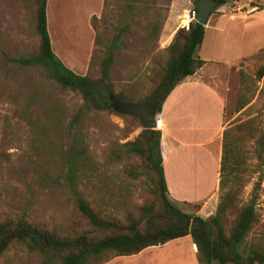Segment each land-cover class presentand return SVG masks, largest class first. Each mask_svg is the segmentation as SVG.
Here are the masks:
<instances>
[{
  "label": "rangeland",
  "instance_id": "1",
  "mask_svg": "<svg viewBox=\"0 0 264 264\" xmlns=\"http://www.w3.org/2000/svg\"><path fill=\"white\" fill-rule=\"evenodd\" d=\"M249 1L229 0L221 11L218 6L210 15L220 12L230 18L237 15L234 24L239 29L244 23H261L264 15L240 20L242 14L257 10ZM129 2L48 0L47 24L55 54L76 73L88 75L94 81L100 77L99 66L113 37L125 26L117 38L119 46L114 50L110 81L113 92L141 102L150 93L154 71L168 57L167 47L175 33L194 22L192 19L186 23L185 17L195 4L190 0H139L126 6ZM257 3L262 4V0ZM152 24L159 27L156 35L151 30ZM260 27L257 25L241 34L246 53L250 49L254 51L253 45L264 39V34L257 31ZM229 34L220 49L208 33L202 48L204 54L234 57L238 41L233 39L238 37L231 31ZM37 47L33 0H0V220L22 217L59 232L81 230L85 221L75 209L60 154L71 141L69 121L81 106L82 98L62 88L41 66L17 60L31 55ZM259 49L253 56L248 55L230 66L211 65L208 69L211 72L205 77L224 95L225 129L241 154L237 179L226 181L224 187L235 191L233 203L223 214L225 228L231 227L241 206L253 199L256 221L246 241L264 243V90L260 93L263 82L255 80L246 89L240 77V71L253 77L264 66V50ZM242 88L248 102L238 110L237 98ZM26 102H29L26 116L37 118L40 123L49 121L45 132L20 115ZM53 104L57 105L58 115L51 120L48 112ZM78 127L84 134L91 159L82 171L78 190L94 210L123 219L134 210V205L145 202L159 205L156 176L138 156L109 159L113 149L139 135L142 131L139 122L116 112L99 111L84 115ZM220 192L219 187L211 212H206V207L199 211V204L176 205L187 213L208 217L215 213ZM194 247L188 235L148 247L143 253L102 257L87 264H202ZM0 264H43V257L13 243L0 255ZM52 264L59 262L54 260Z\"/></svg>",
  "mask_w": 264,
  "mask_h": 264
},
{
  "label": "trees",
  "instance_id": "2",
  "mask_svg": "<svg viewBox=\"0 0 264 264\" xmlns=\"http://www.w3.org/2000/svg\"><path fill=\"white\" fill-rule=\"evenodd\" d=\"M106 0H104L105 2ZM139 0H130L128 5ZM146 1V0H142ZM218 5H224L229 0H216ZM127 2V0H125ZM251 6L262 9L257 0L249 2ZM47 0H33L35 30L38 47L28 56L17 60L26 65L37 64L44 73L54 79L62 88L80 94L81 106L69 121L72 130L69 145L61 152L60 159L66 166L65 178L70 194L75 203V209L85 221L81 230L59 232L39 224L27 221L22 217L0 220V255L13 243L24 245L27 250L42 255L43 264H87L92 259L105 257L129 256L142 250L165 244L168 241L190 236L196 247L197 259L202 264H264V243L259 240L247 242L246 238L256 221L255 203L250 199L241 206L233 224L225 228L223 214L233 203L235 191L226 190V181L237 179L240 172L241 154L239 147L230 141L228 130L224 129L222 137V154L220 160V199L215 213L208 217L200 214H190L179 208L168 196L163 176L160 154V131L158 129H142L132 141H126L113 149L109 154L110 161L118 160L123 155L135 154L154 172L159 193V205L145 202L134 205V210L121 219L109 215H101L94 210L78 190V181L82 171L90 163L86 140L78 127L80 119L91 112H116L109 99L110 94L123 100H131L122 93L113 92L110 81V68L114 64V50L119 46L117 38L125 31L121 26L118 34L113 37L102 58L99 70L100 77L94 81L88 75L76 73L67 66L53 51L47 29ZM195 9V6H194ZM158 28L152 24L151 30L156 35ZM204 38V26L191 22L187 29L181 28L167 47L168 57L154 71L151 79V90L146 99L164 90L166 95L185 77L192 75L204 61L196 56ZM242 86L248 88L255 80H262L264 90V66H260L253 77L240 71ZM237 109H241L248 101L243 88L239 90ZM145 99V100H146ZM144 101V100H143ZM163 101V100H162ZM161 106V104H160ZM159 106V110H160ZM20 110V115L36 124L41 132L49 126L40 123L37 118L26 116L29 112V102ZM117 113V112H116ZM53 120L58 115L57 105L53 104L48 112ZM119 114V113H118ZM126 118L137 117L120 114ZM132 173V170L129 171ZM104 258V259H105Z\"/></svg>",
  "mask_w": 264,
  "mask_h": 264
},
{
  "label": "crops",
  "instance_id": "3",
  "mask_svg": "<svg viewBox=\"0 0 264 264\" xmlns=\"http://www.w3.org/2000/svg\"><path fill=\"white\" fill-rule=\"evenodd\" d=\"M261 5L262 9L242 14L240 20L250 15H264V0ZM223 7L225 5L220 6L218 11ZM236 16L230 18L228 14L221 12L209 16L204 25L203 41L196 51V56L202 59L204 64L166 95L157 114L161 164L168 196L175 203L199 204V211H204L206 207V212H211L216 204L220 182L222 137L225 129L224 95L207 81L205 76L211 72L208 70L211 65L230 66L242 58L249 57L248 55L257 52L259 48V51L264 50V39H261L259 43L253 45L254 51L250 49L246 53L244 38L241 37L242 33L246 34L248 29L257 25H261L257 31L264 34V20L258 24L252 21V25L244 23L239 29L238 25L234 24ZM228 26H231L229 31L238 37V40L233 39L238 41L235 46L237 52L232 54L234 57L225 59L223 54L220 57L205 55L202 48L206 45L208 33H211L214 45L222 49L225 43L223 39L230 35L229 31L227 32ZM256 48L258 49L255 50Z\"/></svg>",
  "mask_w": 264,
  "mask_h": 264
},
{
  "label": "water",
  "instance_id": "4",
  "mask_svg": "<svg viewBox=\"0 0 264 264\" xmlns=\"http://www.w3.org/2000/svg\"><path fill=\"white\" fill-rule=\"evenodd\" d=\"M195 4L196 15L194 24L206 25L210 14L219 6L216 0H190ZM164 90L152 95L148 99L138 102L132 100H123L114 94L109 95L113 109L124 115L137 117L142 129H157V114L159 106L164 97Z\"/></svg>",
  "mask_w": 264,
  "mask_h": 264
},
{
  "label": "built area",
  "instance_id": "5",
  "mask_svg": "<svg viewBox=\"0 0 264 264\" xmlns=\"http://www.w3.org/2000/svg\"><path fill=\"white\" fill-rule=\"evenodd\" d=\"M195 15H196V10L194 9L192 12H189L188 11V13H187V19H188V21L190 22L192 19H194L195 18Z\"/></svg>",
  "mask_w": 264,
  "mask_h": 264
},
{
  "label": "bare ground",
  "instance_id": "6",
  "mask_svg": "<svg viewBox=\"0 0 264 264\" xmlns=\"http://www.w3.org/2000/svg\"><path fill=\"white\" fill-rule=\"evenodd\" d=\"M185 16V15H184ZM185 19H186V23L188 22V19L185 17ZM74 46V45H73ZM71 50V49H70ZM74 50H76V49H74ZM79 51V50H78ZM76 52V51H75Z\"/></svg>",
  "mask_w": 264,
  "mask_h": 264
}]
</instances>
